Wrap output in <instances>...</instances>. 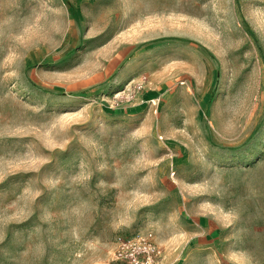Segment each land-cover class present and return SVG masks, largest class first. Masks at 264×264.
<instances>
[{"label":"rangeland","instance_id":"obj_1","mask_svg":"<svg viewBox=\"0 0 264 264\" xmlns=\"http://www.w3.org/2000/svg\"><path fill=\"white\" fill-rule=\"evenodd\" d=\"M264 264V0H0V264Z\"/></svg>","mask_w":264,"mask_h":264},{"label":"built area","instance_id":"obj_2","mask_svg":"<svg viewBox=\"0 0 264 264\" xmlns=\"http://www.w3.org/2000/svg\"><path fill=\"white\" fill-rule=\"evenodd\" d=\"M115 264H164L165 255L151 231H139L118 239Z\"/></svg>","mask_w":264,"mask_h":264}]
</instances>
